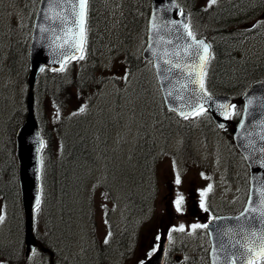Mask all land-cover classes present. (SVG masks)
<instances>
[{
	"label": "rangeland",
	"instance_id": "374dc122",
	"mask_svg": "<svg viewBox=\"0 0 264 264\" xmlns=\"http://www.w3.org/2000/svg\"><path fill=\"white\" fill-rule=\"evenodd\" d=\"M122 1H100L102 3L100 14L107 16L108 28L103 36H99L104 40V44L100 46L101 49L99 47L97 50L99 44L93 43L89 55L97 57L100 52L106 51L105 59L100 62L106 69L97 72L94 77L100 79L102 85L99 84L97 88L89 85L86 98L78 96L72 88H68L67 98L70 100L63 109L69 115H75L76 118H85L84 124L76 125L73 122L72 125L68 124L64 132L65 141L69 142L68 146L71 141L74 143L83 137L96 141L97 156L93 151L95 144H90L93 155H95L94 169L92 172H88L90 166L88 163L85 164L83 173L78 178L74 173L67 172L62 163L60 167L63 168L64 178H69L73 183L80 181V185L71 187L73 196L70 199L71 195L66 198V201L61 200L59 203V198L55 196L54 201L47 200L40 211L39 234L56 252L64 251L65 255L61 254L67 257L69 264H84L92 259V264H140L148 256L151 243L157 237L161 224L165 226L170 224L174 227L176 230L173 232L176 238L189 239L187 240L190 241L189 245L195 248L194 251L198 256H201V248L205 243V237L203 231L200 232L199 225L189 216L185 218L186 213L181 209V206L192 198L191 190L181 194L178 189H175L172 198L168 196L169 175L182 172L184 168H193V165L173 164L170 158L163 154L162 164L157 165L156 169L154 168V174L151 169L148 172H145L144 168L141 170L140 157L147 154L145 147L143 149V140L149 134L147 126L142 127V123L145 122L142 116L145 110L155 109L153 107L158 106V102L153 94V70L150 65L134 70L130 79L126 81L125 68L122 62L116 61L119 58V53L118 51L112 53V49L115 47L121 48L119 40H122V36H125L122 33L126 31L122 30L121 25L115 19L116 16L122 15ZM201 2L204 5L213 4L210 3V0H201ZM35 3L36 0H0V187L5 186L8 179L6 169L8 165L12 164V154L7 141L9 132L7 119L13 111L22 108V88L18 81L20 78L16 75L18 65L14 66V71L9 67L8 53L12 42L28 40L30 19L35 10ZM230 10L229 8L228 11ZM195 29L209 33L213 29V25H203V28ZM129 34L132 39L129 36L131 41L128 43V48L125 49L137 55L142 48V35L140 32ZM116 41L118 43H114ZM263 41L245 37L234 43V48L242 59L245 58L244 61L254 58L260 61V59H264L262 58L264 56L258 51L257 46L260 49H263V46L257 43ZM14 49H17L16 44ZM249 51H253L254 57L250 55ZM82 57L83 59H75L66 66L62 72L65 79L75 76L74 72L82 66L84 70L80 71L78 76L87 73L86 78L93 77V70L86 62L87 56L84 54ZM46 78L45 75L40 78L36 96V112L43 122L52 121L58 116V108L46 96L48 87ZM51 86L53 87L52 83ZM199 116V114L193 115L188 122L197 124L201 119ZM139 126L142 128L140 129ZM155 129L152 123V132H156ZM209 129L210 127L207 125L200 128L203 135V141L199 136L203 143L201 149L197 150V143H195L194 149L186 150V152L191 157H196V153H198L204 159H208L211 165H218L217 150L221 146V142L220 139L213 136L208 137L206 131ZM101 139L105 145L99 147ZM53 146L56 149L54 143ZM166 149L170 152L169 148ZM136 158L138 164L134 170L131 163L132 159ZM196 167L198 169V166ZM130 172L136 176V179L130 178ZM192 172L193 170H189L184 176L187 179H192L194 177ZM100 174L103 176L102 178ZM104 175L106 182L108 178L111 182L108 183L110 193L107 190L106 193L100 190V181L103 180ZM216 177L213 191L209 190V203L213 205L212 208L223 209L222 201L226 204L224 209L236 208L240 196L236 194L234 186L226 183L220 175H216ZM86 178H91L90 185L95 182L93 187L90 186L91 188L95 187V191L90 193L87 189V182L85 188L82 186V183L85 184L86 180L84 179ZM96 179L98 180L96 181ZM130 179L134 181L131 182ZM199 184L201 185V183ZM61 189H63V185ZM54 190L58 192L59 189L55 187ZM88 192L91 198L90 209H88L89 205L86 201L89 196ZM83 196L86 197V200L82 199ZM178 199L181 200L180 211H177L176 208ZM171 202L174 205L172 210L163 209L160 212L163 203L166 205ZM102 205L105 207L103 208ZM18 214L19 212H15L11 203L8 202L7 205H4L0 196V241H7L12 249H14L15 241H18V236L20 237L21 226ZM116 222L119 223L120 230L114 227ZM104 224L108 227L106 236ZM50 229L52 234H48ZM112 229L114 232L125 230L127 234L131 235L125 245L124 243L118 247L112 245ZM189 231L192 233L186 237L185 234ZM67 237L68 240L65 239ZM172 242L175 243L176 240L173 239ZM99 245H104L102 252L107 257V260L102 263L98 262ZM16 252L17 249L14 253ZM34 260L35 258L32 262ZM200 261V259L196 260L193 264H201Z\"/></svg>",
	"mask_w": 264,
	"mask_h": 264
},
{
	"label": "water",
	"instance_id": "95a60500",
	"mask_svg": "<svg viewBox=\"0 0 264 264\" xmlns=\"http://www.w3.org/2000/svg\"><path fill=\"white\" fill-rule=\"evenodd\" d=\"M86 2L39 0L28 48V93L25 118L15 132V152L20 202L24 217V248L35 247L34 207L40 195L43 139L35 118L32 87L43 65L60 69L80 55L85 37ZM173 0H151L147 44L143 56L153 61L166 106L179 115L205 106L215 123H226V96H210L201 88L202 70L208 55L202 39L193 40L186 30L184 12ZM203 43H200V42ZM257 97L250 118L237 124L234 140L250 168V194L243 210L235 216H216L207 221L211 247L210 264H250L264 255V84H254L245 94ZM251 107L252 101H248ZM244 115H246L244 113ZM165 240L144 264H162Z\"/></svg>",
	"mask_w": 264,
	"mask_h": 264
},
{
	"label": "trees",
	"instance_id": "16d2710c",
	"mask_svg": "<svg viewBox=\"0 0 264 264\" xmlns=\"http://www.w3.org/2000/svg\"><path fill=\"white\" fill-rule=\"evenodd\" d=\"M101 0H88V17H87V25H86V38H87V47L90 48L91 44H103L104 40L102 37L106 32L107 27V16L100 14L101 12ZM123 10L122 15L116 16L115 19L119 22V24L122 27V30L124 31L122 34L125 36H122L126 42H124L125 46L128 48V43H130L132 37L131 32H140L142 31V26L144 25V20L146 18L147 12H148V2L147 0H123ZM253 2V1H252ZM250 6V5H249ZM242 8L245 10L246 5H244ZM218 20H216L217 24L219 26H223L225 29H227L228 25L230 24V21L232 18H222L217 17ZM234 22L236 20H233ZM228 32H222L220 34V39H224L219 43V49L215 50V57L212 59L210 66L207 70L206 75V86L211 92H223L227 90H232L234 87H242L247 83L248 80H251L253 78L259 77L264 75V61L263 62H253V61H246L242 62L240 61L237 56L234 55L233 51V41H229V39L225 38V35ZM131 39H130V37ZM95 40V41H94ZM123 40V39H122ZM121 44V43H120ZM25 48L24 45L20 48L16 49L18 52H14V58L16 62L19 63L24 62L25 58ZM126 57V52L123 53ZM92 69V68H91ZM46 73V82H47V88H46V96L53 102H57V106H64L65 102L67 101V93L68 88H70L71 83H65L64 80L60 79L58 76L52 75L55 72L47 71ZM51 83L53 84V87L51 86ZM64 83V86H63ZM83 84L86 83L83 81ZM82 84V85H83ZM234 89V90H236ZM23 118V114L21 112H16L11 117V128L10 133L14 131V129L19 125ZM52 125H55L52 123ZM59 128V126H58ZM57 128V130H58ZM44 129V128H43ZM55 129V128H54ZM75 129V127L73 128ZM56 130V129H55ZM43 130V134L45 137H47V146L45 147L44 151L48 149V151H51V157L50 160L46 162V166L43 170V198H42V206L45 204V197L49 196V193H53L52 196H50V199L54 200L53 196H56L58 193L64 196L62 200L66 201V198L68 197V187L69 184L72 182L69 178H64L63 174V168L60 167V164L63 163V166L65 170L68 172L69 169V162L72 161L75 158H78V147H85L88 148V142H86L87 139H81L78 142H75L71 148H69L68 144L66 143L65 146V156L62 155V157H58V155L55 153V155L52 154V146L50 145L51 140L49 136H46V133ZM86 142V143H85ZM63 145V144H62ZM50 146V147H49ZM12 148V147H11ZM79 153V152H78ZM72 158V159H71ZM48 168V169H47ZM11 168L8 170V177L10 178V172ZM65 173V175L67 174ZM69 175V174H68ZM53 185L51 186V184ZM60 184L63 185V191H60ZM14 182L11 180H7L5 186L1 187V192L4 195L5 199L14 206L15 209H17L18 206V198L15 193V188H13ZM59 189L58 192L54 190V188ZM46 193V194H45ZM48 198V197H47ZM46 198V199H47ZM18 224V223H17ZM48 234L51 233V229L48 230ZM37 238L41 240L42 244L48 245V243L44 242L46 241L45 238L37 235ZM68 240V237L65 238ZM49 246V245H48ZM50 248V246H49ZM15 251V250H14ZM102 253V249L99 250V256L101 259H104V254ZM99 259V257H98ZM92 260L89 262H86L84 264H92Z\"/></svg>",
	"mask_w": 264,
	"mask_h": 264
},
{
	"label": "flooded vegetation",
	"instance_id": "af4514ba",
	"mask_svg": "<svg viewBox=\"0 0 264 264\" xmlns=\"http://www.w3.org/2000/svg\"><path fill=\"white\" fill-rule=\"evenodd\" d=\"M160 114L161 117H158L156 116V119L155 121L159 124V125H163L167 119L164 118L166 116L165 112L164 111H158ZM153 119H150V122H152ZM150 142H153L152 139H150ZM223 161L221 162V165L223 167V169L225 170H229L230 168L228 167V162L229 160L233 159L232 161V164L231 166L234 168V167H237L240 169V176H241V179H243V183H246L247 184V176H248V172H247V167L244 165V161L242 159V157L240 156V154L238 153V151L236 150L235 146L233 143L230 142V145L227 146L225 145L223 148ZM239 160H240V164H239ZM236 168V169H237ZM238 171V170H237ZM204 175L205 177H207V180L208 182L211 181V177H210V174L209 173H204L202 174ZM171 184L173 185V181H171ZM196 185V182L195 180H190L187 184L183 183V186L184 187H194ZM173 190H171V194H172ZM194 198H195V202L198 204H193V205H188V209L191 211V212H202V213H207L206 210L204 209H201L199 207H202L201 205H199L201 203L199 197H200V193L198 192V190H195L194 191ZM199 206V207H198ZM204 206H206L204 204ZM205 216V214H203V217ZM179 248V247H178ZM176 249H177V246H176ZM171 249L168 248V251H167V256H166V261L170 260V256H171ZM176 260H180V258H178V256H175L174 257V260H171V262L173 263L174 261Z\"/></svg>",
	"mask_w": 264,
	"mask_h": 264
},
{
	"label": "bare ground",
	"instance_id": "6f19581e",
	"mask_svg": "<svg viewBox=\"0 0 264 264\" xmlns=\"http://www.w3.org/2000/svg\"><path fill=\"white\" fill-rule=\"evenodd\" d=\"M78 152L77 154L79 155L78 158L73 159L72 161L69 162V173H74L75 176L80 178V175L83 173V168L85 164H89L90 170L88 172H92L94 169V160L92 159V156L88 153V150L85 147H78L77 148ZM104 154V153H102ZM72 159V158H71ZM108 183H111L110 180L105 182L104 187L110 191V185Z\"/></svg>",
	"mask_w": 264,
	"mask_h": 264
},
{
	"label": "snow or ice",
	"instance_id": "6c2138e0",
	"mask_svg": "<svg viewBox=\"0 0 264 264\" xmlns=\"http://www.w3.org/2000/svg\"><path fill=\"white\" fill-rule=\"evenodd\" d=\"M210 3H215V0H210ZM84 7V0H81V8H83ZM189 35H191V33H189ZM200 43H203L202 41L200 42ZM204 48H205V50H207V48H208V45H204ZM81 59H83V57H81ZM203 82H201V88H203ZM81 111H83V109H81ZM197 114H199V113H197ZM187 118V117H186ZM176 183L177 184H179L180 183V177L179 176H177L176 177ZM210 187V186H209ZM38 202V201H37ZM180 204H181V200L180 199H178L177 201H176V208H177V211H180L181 209H180ZM202 206H203V203H202Z\"/></svg>",
	"mask_w": 264,
	"mask_h": 264
}]
</instances>
